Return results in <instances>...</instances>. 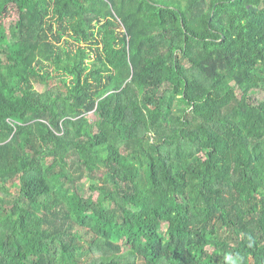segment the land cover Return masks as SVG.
<instances>
[{
	"label": "trees",
	"instance_id": "1",
	"mask_svg": "<svg viewBox=\"0 0 264 264\" xmlns=\"http://www.w3.org/2000/svg\"><path fill=\"white\" fill-rule=\"evenodd\" d=\"M0 264H264V0H0Z\"/></svg>",
	"mask_w": 264,
	"mask_h": 264
},
{
	"label": "rangeland",
	"instance_id": "2",
	"mask_svg": "<svg viewBox=\"0 0 264 264\" xmlns=\"http://www.w3.org/2000/svg\"><path fill=\"white\" fill-rule=\"evenodd\" d=\"M38 87H39V86H38ZM39 88H40V89H43V87H41V86H40ZM90 117H91V118H94L95 115H94V114H90Z\"/></svg>",
	"mask_w": 264,
	"mask_h": 264
}]
</instances>
